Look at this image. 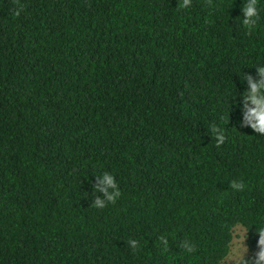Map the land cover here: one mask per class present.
<instances>
[{
	"label": "trees",
	"instance_id": "trees-1",
	"mask_svg": "<svg viewBox=\"0 0 264 264\" xmlns=\"http://www.w3.org/2000/svg\"><path fill=\"white\" fill-rule=\"evenodd\" d=\"M20 2L0 0V264H223L236 225L251 264L264 135L241 94L264 0L251 32L246 0ZM104 172L121 195L99 209Z\"/></svg>",
	"mask_w": 264,
	"mask_h": 264
},
{
	"label": "clouds",
	"instance_id": "clouds-1",
	"mask_svg": "<svg viewBox=\"0 0 264 264\" xmlns=\"http://www.w3.org/2000/svg\"><path fill=\"white\" fill-rule=\"evenodd\" d=\"M211 3V0H208ZM17 7L13 14L19 16L24 8V5L20 0H15ZM192 0H179L178 6L183 9L191 7ZM242 22L241 24L251 32L257 25L259 19V11L257 8V0H246L242 9ZM256 74L258 78H254L250 74L243 75V81L246 82V89L241 94L243 98V119L241 121V127L250 126L255 133L264 135V66H256ZM210 132L215 133L216 146L219 147L224 143L226 137L222 130L216 126L209 129ZM97 182L93 185V191H99L103 193V197H96L92 206L103 209L108 203H115L117 198L120 197L118 185L113 175L108 172H104L102 175L97 176ZM230 186L236 190H242L244 184L242 182L232 181ZM247 232V231H246ZM246 232L243 233L240 241L237 242V248L234 249L231 264H250V261L245 258L247 252V246L244 244ZM257 247L258 251L255 253L251 264H264V228L258 231ZM160 243L164 247H168V241L164 236L159 237ZM128 245L133 249L138 248V241L129 240ZM185 251H195V246L188 241L181 242L180 245Z\"/></svg>",
	"mask_w": 264,
	"mask_h": 264
},
{
	"label": "rangeland",
	"instance_id": "rangeland-1",
	"mask_svg": "<svg viewBox=\"0 0 264 264\" xmlns=\"http://www.w3.org/2000/svg\"><path fill=\"white\" fill-rule=\"evenodd\" d=\"M246 232V229L241 226V225H236L233 227L232 229V240L230 243V249L229 252L227 254V256L224 258V260L222 261L223 264H231L230 260L232 258L234 249L237 248V242L241 240L243 233ZM244 244L247 246V252L245 253V256H247L250 253V249L247 245V232H246V237L244 240Z\"/></svg>",
	"mask_w": 264,
	"mask_h": 264
}]
</instances>
